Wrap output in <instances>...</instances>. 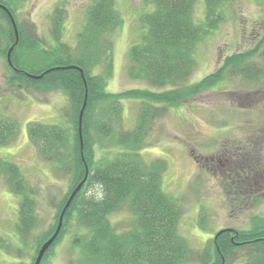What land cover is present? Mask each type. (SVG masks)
Returning a JSON list of instances; mask_svg holds the SVG:
<instances>
[{
  "label": "trees",
  "instance_id": "16d2710c",
  "mask_svg": "<svg viewBox=\"0 0 264 264\" xmlns=\"http://www.w3.org/2000/svg\"><path fill=\"white\" fill-rule=\"evenodd\" d=\"M198 1L144 0L150 11L141 18L145 27L142 42L130 48V73L134 79L153 82L157 88L154 90L142 87L120 92L106 90V83L113 76L114 60L113 42L111 49H106L104 34L118 27L122 20L115 0L91 3L75 46L64 39L66 14L62 7H57L52 16L54 44L45 45L36 28L24 21L18 25L20 40L12 53L10 83L28 90L61 91L68 100V106L64 107L66 126L38 121L28 124V138L38 154L54 165L57 172L70 178L68 190L56 204V224L38 237L30 264L35 263L39 249L54 234L61 212L86 177V167L88 177L67 207L61 231L41 264L47 263L73 223L83 229L74 242L89 264H231L240 258L244 259L243 264H264V218L256 219L249 230L226 227L231 231H224L215 241L216 234L223 229L220 228L213 237H208L204 248L193 249L180 234L185 210L177 198L163 189L167 161L155 158L147 162L142 158L154 122L169 106L218 85L226 74H240L245 80L259 82L264 73L262 55L256 62L251 61L264 49L263 33L254 48L228 55L216 71L198 83L187 85L197 66L196 49L225 21L226 6L236 0H204V12L200 15L196 14ZM259 1L264 24V0ZM21 2L0 0L15 16ZM0 20L6 23L0 24L4 43L0 53L6 56L14 44L15 32L9 14L2 8ZM69 66L78 68H63ZM31 74L43 77L36 79ZM124 100L139 103L131 129H124ZM85 102L82 149L79 117ZM18 131L19 125L12 117L0 114V147L10 145ZM255 141L258 145L257 138ZM99 144L115 147L116 154L97 158ZM248 150L237 151L234 159L229 156L228 164L237 168L228 169L226 164L236 174L229 182L231 189L227 194L231 197L237 194L244 201L254 199L258 193L254 190L258 188L256 184L264 175V154L259 150L262 157L256 159L258 152ZM192 154L199 165L201 161L194 149ZM0 172L10 191L20 198L18 227L26 243L29 234L38 227L35 190L15 162L0 157ZM251 181L255 187H251ZM123 208L131 214V222L120 231L109 216Z\"/></svg>",
  "mask_w": 264,
  "mask_h": 264
},
{
  "label": "rangeland",
  "instance_id": "374dc122",
  "mask_svg": "<svg viewBox=\"0 0 264 264\" xmlns=\"http://www.w3.org/2000/svg\"><path fill=\"white\" fill-rule=\"evenodd\" d=\"M92 1L22 0L17 17L19 22L34 25L48 46L54 43L51 16L58 6H62L66 14L64 39L75 45ZM198 2L196 14L200 15L204 12L205 3L204 0ZM115 4L122 20L118 27L104 35L106 49L113 42L111 53L114 60L113 76L108 79L106 90L157 89L153 82L134 79L130 73V48L142 42L145 27L141 18L150 11V7L144 0H115ZM225 11V21L196 49L197 66L189 79L190 84L216 71L228 55L254 48L264 33L263 8L258 0H236L229 3ZM1 45L4 44L0 38ZM262 54L263 50L251 61L256 62L255 59L259 60ZM100 67L103 71V65ZM10 70L0 53V114L12 117L19 125L17 138L9 146L0 147V157L17 163L34 188L38 227L29 234L26 243L22 241L19 215L15 210L19 199L11 193L5 176L0 172V264H30L35 256L38 237L56 224V204L68 190L70 178L57 172L54 165L38 154L28 140V124L38 121L66 126L64 107L68 106V100L61 91L28 90L22 85H12ZM216 89L187 98L182 102L186 103L183 106L168 108L154 122L147 147L141 153L147 162L155 158L167 161L163 189L182 204L185 213L180 223V234L187 238L193 249L204 248L208 237H213L220 228L249 230L256 219L264 218V182L260 179L256 184L258 188H253L258 193L251 201H244L237 194L231 197L227 194L231 189L229 182L235 179L236 174L228 169L235 164H228L224 159L219 164L210 160L223 151H238L239 145L249 149V153L258 152L256 159L262 157L259 150L264 154V83H251L242 76L229 73ZM123 106L124 129H131L138 116L139 103L124 100ZM256 138L258 145L255 144ZM192 149L202 161L200 165L196 166ZM115 151V147L99 144L97 158L113 157ZM225 163L228 169L221 166ZM251 183V187H255ZM235 189L232 190L234 193ZM118 212L109 216V220L112 219L116 227L123 230L130 225L131 214L125 208ZM201 217H205L202 222ZM82 230L73 223L63 240L56 244L46 264H89L78 243L74 242ZM243 263L244 259L240 258L231 264Z\"/></svg>",
  "mask_w": 264,
  "mask_h": 264
},
{
  "label": "water",
  "instance_id": "95a60500",
  "mask_svg": "<svg viewBox=\"0 0 264 264\" xmlns=\"http://www.w3.org/2000/svg\"><path fill=\"white\" fill-rule=\"evenodd\" d=\"M2 6H3V5H2ZM3 8L9 12L10 17H11V20H12V23H13V26H14V30H15V32H16V36H17L16 43L10 48V50H9V52H8L9 60L11 61V53H12V50H13V48L15 47V45L18 43V28H17V24H16V22H15V19H14L13 16H12L10 10H9L7 7H5V6H3ZM42 76H43V74L40 75V76H34V77L39 78V77H42ZM85 105H86V102H85L84 107H83V109H82V111H81L80 120H79V132H80V137H81L82 149H83V139H82V120H83V113H84ZM87 177H88V167H86V177H85V179L83 180V182H81V183L79 184V186H78V187L76 188V190L73 192V194H72L71 197H70V200H72L73 197L76 195V193L81 189V187H82L84 181L87 179ZM62 219H63V216H61L60 224H59V227H58V229L56 230L55 234H54V235H53V236H52V237H51V238H50V239H49V240L43 245V247H42V249H41V251H40V253H39V255H38V258H37L35 264H40V263H41V261H42V259H43V256H44V254H45V252H46V250H47V249L50 247V245L55 241L56 237H57L58 234H59V231H60V229H61V226H62ZM224 231H226V229L221 230V231L216 235L215 241L217 240V238L219 237V235H220L221 233H223Z\"/></svg>",
  "mask_w": 264,
  "mask_h": 264
},
{
  "label": "bare ground",
  "instance_id": "6f19581e",
  "mask_svg": "<svg viewBox=\"0 0 264 264\" xmlns=\"http://www.w3.org/2000/svg\"><path fill=\"white\" fill-rule=\"evenodd\" d=\"M262 57H264V49H263V54H262ZM262 65V64H261ZM220 68V67H219ZM194 72V71H193ZM193 74V73H192ZM191 74V75H192ZM231 74V73H230ZM233 74V73H232ZM227 75V74H226ZM226 75L224 76V80H226ZM234 75H235V73H234ZM237 75H239V76H242V75H240V74H237ZM191 77V76H190ZM190 77H189V79H190ZM243 77V79L245 80V78H244V76H242ZM189 79H188V82H187V85H192V84H194V83H192V84H190L189 83ZM201 81V80H200ZM200 81H198V82H200ZM198 82H195V83H198ZM264 83V73L262 74V75H260V80H259V83ZM217 86V85H216ZM216 86H214V87H212V88H208V89H203V90H200L197 94H195L194 95V97L195 96H198V95H200V94H202L203 92H209V91H211V92H214V91H216L217 89H216ZM219 90V89H218ZM185 100H187V99H183L178 105H179V107L180 106H183L184 104H186V103H184V104H182V102L183 101H185ZM182 104V105H181ZM178 105H175V106H178ZM171 107H173V106H169L168 108L170 109Z\"/></svg>",
  "mask_w": 264,
  "mask_h": 264
},
{
  "label": "flooded vegetation",
  "instance_id": "af4514ba",
  "mask_svg": "<svg viewBox=\"0 0 264 264\" xmlns=\"http://www.w3.org/2000/svg\"><path fill=\"white\" fill-rule=\"evenodd\" d=\"M235 154L236 153H232V154H230V153H228V151H223L218 157H217V161L218 162H221V160H223V159H225V160H230L231 158H229V156L230 157H232V159H234V156H235ZM231 161V160H230ZM262 178V180H261V182H264V175L261 177ZM258 184V183H257Z\"/></svg>",
  "mask_w": 264,
  "mask_h": 264
}]
</instances>
